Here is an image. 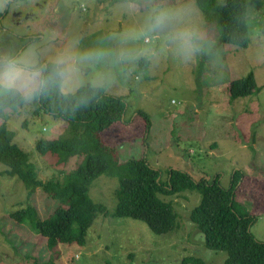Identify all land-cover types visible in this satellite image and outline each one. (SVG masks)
Returning <instances> with one entry per match:
<instances>
[{
    "label": "rangeland",
    "instance_id": "374dc122",
    "mask_svg": "<svg viewBox=\"0 0 264 264\" xmlns=\"http://www.w3.org/2000/svg\"><path fill=\"white\" fill-rule=\"evenodd\" d=\"M223 1L218 0L220 4ZM119 2L8 0L0 10V51L21 49L53 34L57 39L78 37L83 45H90L97 37L122 31L133 22L116 11ZM190 2L195 19L214 43L212 54L188 65H182L173 55L166 56L157 67L140 61V71L106 92L125 98L128 112L99 137L103 144L114 148L120 164L144 158L160 172L162 182L170 170H180L195 182L220 176L221 186L229 188L238 172L236 203L255 216L251 232L264 242V0H247V48L223 43L215 31L207 28L196 0ZM250 73L260 93L231 100L232 81ZM138 110L144 111L150 121L148 133ZM36 111L34 102L10 112L7 127L15 133L14 143L37 164L40 179L47 182L82 160L74 157L63 169L52 157H41L37 143L57 139L67 132L68 123ZM5 169L0 164V173ZM118 187L119 179L106 175L93 181L89 194L94 202L106 207L110 216H98L84 247L59 245L55 264H180L187 257L224 264L228 255L207 249L202 234L190 220L192 210L201 202L198 190L186 188L175 195H158L165 202L173 201L179 222L177 231L160 235L143 221L111 216ZM26 198L21 181L0 177V264H46L51 259L46 238L10 217L26 207ZM31 204L42 219H47L59 201L39 188Z\"/></svg>",
    "mask_w": 264,
    "mask_h": 264
},
{
    "label": "trees",
    "instance_id": "16d2710c",
    "mask_svg": "<svg viewBox=\"0 0 264 264\" xmlns=\"http://www.w3.org/2000/svg\"><path fill=\"white\" fill-rule=\"evenodd\" d=\"M196 4L205 16L207 28L215 31L223 43L248 47L247 0H224L223 4L218 0H196ZM142 65H145L144 61ZM260 91L252 73L230 85L231 100L258 95ZM35 104L36 114L43 111L68 123L67 132L57 139H42L37 143L36 150L41 157H52L63 169L74 157L82 160L70 171L64 169L52 180L43 182L37 164L29 153L14 143L15 133L7 127L10 112H18L23 106L9 112L0 111L3 119L0 124V164L6 167L0 177L18 179L27 192L26 207L12 212L10 217L46 238L51 254L46 264H55L53 259L59 256L60 244L84 247L88 231L98 216H110L106 207L94 202L89 194L93 181L102 175L119 179L117 204L111 216L143 221L152 232L160 235L177 231L179 222L173 201L165 202L158 195H175L186 188L198 190L201 202L192 210L190 220L204 236L206 248L225 252L228 258L224 264H264V242L257 240L251 232L255 216L235 200L240 181L238 172L233 175L230 187L224 188L220 176L195 182L180 170H170L167 180L162 182L160 172L150 167L144 158L120 164L114 148L103 144L99 134L126 116L128 106L123 97L101 92L97 99L75 111L68 102L53 105L41 98ZM136 112L143 117L148 133L150 121L146 113ZM39 188L59 201L47 219H42L31 204V197ZM180 264L209 263L201 258L187 257Z\"/></svg>",
    "mask_w": 264,
    "mask_h": 264
},
{
    "label": "clouds",
    "instance_id": "9594fccd",
    "mask_svg": "<svg viewBox=\"0 0 264 264\" xmlns=\"http://www.w3.org/2000/svg\"><path fill=\"white\" fill-rule=\"evenodd\" d=\"M6 3L0 0V10ZM115 8L133 22L90 45L53 34L21 49L0 51V111L41 98L53 105L71 103L75 111L126 82L140 71V61L157 67L173 55L188 65L213 52L214 43L195 19L190 0H120Z\"/></svg>",
    "mask_w": 264,
    "mask_h": 264
}]
</instances>
